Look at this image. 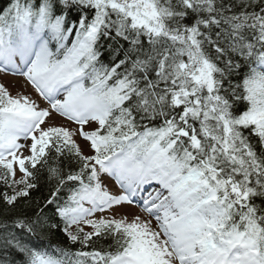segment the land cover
<instances>
[{
	"label": "snow or ice",
	"instance_id": "obj_1",
	"mask_svg": "<svg viewBox=\"0 0 264 264\" xmlns=\"http://www.w3.org/2000/svg\"><path fill=\"white\" fill-rule=\"evenodd\" d=\"M0 72V264H264V0H8Z\"/></svg>",
	"mask_w": 264,
	"mask_h": 264
},
{
	"label": "rangeland",
	"instance_id": "obj_2",
	"mask_svg": "<svg viewBox=\"0 0 264 264\" xmlns=\"http://www.w3.org/2000/svg\"><path fill=\"white\" fill-rule=\"evenodd\" d=\"M0 83L5 84L6 87L9 88V90L12 92L13 95H16V93L19 92H24L25 94L29 95L31 98H33L34 100H36V102L43 108H46L47 105L45 104V100L43 101V99L41 97L38 96L37 93H35V91L33 89H31L30 86H25V81L21 80V79H15V78H10V77H6L0 74ZM53 122L57 123V124H66V122L60 120L58 117H56L55 114H53ZM122 212H126V213H135L138 212L135 209H132L128 206H124L121 209Z\"/></svg>",
	"mask_w": 264,
	"mask_h": 264
},
{
	"label": "trees",
	"instance_id": "obj_3",
	"mask_svg": "<svg viewBox=\"0 0 264 264\" xmlns=\"http://www.w3.org/2000/svg\"><path fill=\"white\" fill-rule=\"evenodd\" d=\"M7 3H8V0H0V8H3ZM47 195H48L47 187L43 185V182H42L41 188L33 192L34 198L37 199V200H41V201ZM49 207L51 208V206H49ZM45 211L47 212L48 209H46ZM27 214L29 216H32L34 214V209H29ZM51 215H52V213L49 212V216L50 217H51ZM54 222H56V221H54ZM45 241L48 244H53L54 246L55 245L64 246V245L67 244V240L63 236V234L60 233L58 230H55V229L51 233L44 234L41 237L31 238V240L29 242L44 243Z\"/></svg>",
	"mask_w": 264,
	"mask_h": 264
},
{
	"label": "bare ground",
	"instance_id": "obj_4",
	"mask_svg": "<svg viewBox=\"0 0 264 264\" xmlns=\"http://www.w3.org/2000/svg\"><path fill=\"white\" fill-rule=\"evenodd\" d=\"M105 182H109V180H108V179H106V180H105Z\"/></svg>",
	"mask_w": 264,
	"mask_h": 264
}]
</instances>
